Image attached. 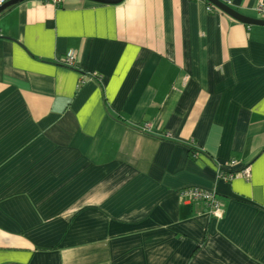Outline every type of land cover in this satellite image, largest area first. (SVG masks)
<instances>
[{
	"label": "crops",
	"instance_id": "crops-1",
	"mask_svg": "<svg viewBox=\"0 0 264 264\" xmlns=\"http://www.w3.org/2000/svg\"><path fill=\"white\" fill-rule=\"evenodd\" d=\"M0 264H264V27L206 0L0 12Z\"/></svg>",
	"mask_w": 264,
	"mask_h": 264
},
{
	"label": "built area",
	"instance_id": "built-area-1",
	"mask_svg": "<svg viewBox=\"0 0 264 264\" xmlns=\"http://www.w3.org/2000/svg\"><path fill=\"white\" fill-rule=\"evenodd\" d=\"M11 0H0V7L5 3ZM53 5H57L59 0H47ZM223 5L226 7H230L231 1L230 0H223ZM206 11H211V6L206 7ZM253 12L255 15L259 17H264V5L260 4L254 7ZM71 57H67L66 63L71 62ZM236 164V161H229L228 165L225 167H219L217 169V176L218 179L224 182H230L232 180L240 179L244 181H249L250 179V168L248 165H241L236 171L232 172L230 168ZM181 197L187 201H194L204 203L208 208L210 213H213L215 216L219 214V204L215 199V193L203 191L201 189H186L180 193Z\"/></svg>",
	"mask_w": 264,
	"mask_h": 264
},
{
	"label": "water",
	"instance_id": "water-1",
	"mask_svg": "<svg viewBox=\"0 0 264 264\" xmlns=\"http://www.w3.org/2000/svg\"><path fill=\"white\" fill-rule=\"evenodd\" d=\"M24 1H26V0H11V1L5 3L4 5H2L0 7V12H2L4 9H6L12 5H15L17 3H21ZM87 1L98 3V4H117L121 0H87ZM206 1L213 4L215 7H217L219 10H221L223 13H225L226 15H228L229 17H231L232 19H234L237 22H240V23L248 25V26L250 25V26L264 27V21L263 20H254V19H249V18L243 17V16L239 15L238 13H236L235 11H233L232 9L224 6L223 4H221L217 0H206Z\"/></svg>",
	"mask_w": 264,
	"mask_h": 264
},
{
	"label": "trees",
	"instance_id": "trees-1",
	"mask_svg": "<svg viewBox=\"0 0 264 264\" xmlns=\"http://www.w3.org/2000/svg\"><path fill=\"white\" fill-rule=\"evenodd\" d=\"M196 153V152H195ZM194 153V151L193 152H191L190 154H191V158L192 159H195V156H196V154Z\"/></svg>",
	"mask_w": 264,
	"mask_h": 264
}]
</instances>
